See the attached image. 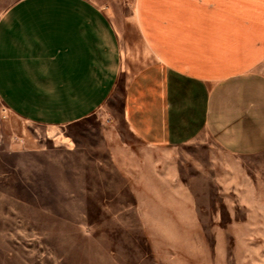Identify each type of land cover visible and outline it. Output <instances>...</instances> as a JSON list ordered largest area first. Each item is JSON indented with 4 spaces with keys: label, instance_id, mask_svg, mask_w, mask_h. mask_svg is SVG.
Listing matches in <instances>:
<instances>
[{
    "label": "crops",
    "instance_id": "crops-1",
    "mask_svg": "<svg viewBox=\"0 0 264 264\" xmlns=\"http://www.w3.org/2000/svg\"><path fill=\"white\" fill-rule=\"evenodd\" d=\"M130 21L123 38L95 0H0V159L41 150L33 128L94 114L125 72L124 118L141 144L210 138L237 160L264 154V0H135ZM133 146L113 151L116 165H153L122 161ZM129 180L146 233L200 226L185 180Z\"/></svg>",
    "mask_w": 264,
    "mask_h": 264
},
{
    "label": "rangeland",
    "instance_id": "rangeland-1",
    "mask_svg": "<svg viewBox=\"0 0 264 264\" xmlns=\"http://www.w3.org/2000/svg\"><path fill=\"white\" fill-rule=\"evenodd\" d=\"M95 1L124 38L135 0ZM131 75L88 118L33 128L41 150L0 159V264H264V154L237 160L210 138L162 150L141 144L124 118ZM126 141L134 146L122 161L153 165H116L113 151ZM147 173L189 184L198 228L145 232L129 179Z\"/></svg>",
    "mask_w": 264,
    "mask_h": 264
}]
</instances>
